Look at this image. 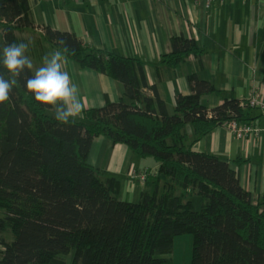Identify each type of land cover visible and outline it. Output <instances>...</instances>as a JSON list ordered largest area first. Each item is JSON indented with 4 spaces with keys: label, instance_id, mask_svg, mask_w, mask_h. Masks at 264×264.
Masks as SVG:
<instances>
[{
    "label": "trees",
    "instance_id": "trees-1",
    "mask_svg": "<svg viewBox=\"0 0 264 264\" xmlns=\"http://www.w3.org/2000/svg\"><path fill=\"white\" fill-rule=\"evenodd\" d=\"M33 26L28 0H0V52ZM42 37L56 48L63 40L74 50L68 58L120 81L124 94L84 108L67 124L54 119L53 106L35 101L26 77L0 104V264H172L161 255L182 233L192 234L191 264H264V192L253 202L228 161L191 147L218 125L254 120V107L225 98L208 108L201 97L219 90L192 72V92L178 93L171 112L156 85H147L139 57L50 26ZM170 45L160 62L172 70L204 52L183 35L172 36ZM187 125L194 130L189 144ZM97 136L151 157L152 190L136 202L120 199L119 177L88 160ZM194 195L201 198L198 209Z\"/></svg>",
    "mask_w": 264,
    "mask_h": 264
},
{
    "label": "crops",
    "instance_id": "crops-1",
    "mask_svg": "<svg viewBox=\"0 0 264 264\" xmlns=\"http://www.w3.org/2000/svg\"><path fill=\"white\" fill-rule=\"evenodd\" d=\"M34 26L18 32L20 43H28L26 55L33 70L42 57L56 49L46 42L40 27L74 32L89 45L143 60L147 85H156L172 112L178 93L192 92L189 74L210 81L219 92L201 101L208 108L225 98L245 100L258 91L264 100V0H28ZM183 35L204 48L200 56L189 55L177 70L160 62L171 51L170 39ZM79 88L82 110L103 106L106 99L124 94L120 81L90 68H80L68 58L65 68ZM147 93L152 91L145 88ZM253 121L264 123V110L254 107ZM187 143L194 130L186 126ZM193 150L217 156L237 171L242 187L255 202L264 192V136L237 138L225 125H218L191 143ZM246 159L241 165L235 161ZM89 162L105 174L120 179L119 197L136 202L143 190H152L150 176L157 164L151 157L135 154L121 143L97 136L90 147ZM147 169L145 179L134 171Z\"/></svg>",
    "mask_w": 264,
    "mask_h": 264
},
{
    "label": "clouds",
    "instance_id": "clouds-1",
    "mask_svg": "<svg viewBox=\"0 0 264 264\" xmlns=\"http://www.w3.org/2000/svg\"><path fill=\"white\" fill-rule=\"evenodd\" d=\"M58 47L42 57V66L27 75L33 69V62L26 52L28 43H5L0 52V104L10 99L14 86L22 77H26L24 87L36 102L54 107V119L61 124H67L70 118L79 115L82 104L79 99V88L72 82L71 76L65 70L68 54L74 53L63 40ZM8 74V78L5 76Z\"/></svg>",
    "mask_w": 264,
    "mask_h": 264
},
{
    "label": "built area",
    "instance_id": "built-area-1",
    "mask_svg": "<svg viewBox=\"0 0 264 264\" xmlns=\"http://www.w3.org/2000/svg\"><path fill=\"white\" fill-rule=\"evenodd\" d=\"M199 1V0H196ZM206 6H209L212 0H201ZM227 1V0H221ZM40 31L43 32V28L40 27ZM247 104L252 107H258L264 110V100L261 99L258 91H254V93L245 99ZM210 114V113H209ZM225 126L229 129L233 136L237 138H244L248 136L261 137L264 136V123H257L252 121H237L235 119L228 121L225 123ZM134 175H138L141 179H145L147 174V169H142L141 171H134Z\"/></svg>",
    "mask_w": 264,
    "mask_h": 264
},
{
    "label": "rangeland",
    "instance_id": "rangeland-1",
    "mask_svg": "<svg viewBox=\"0 0 264 264\" xmlns=\"http://www.w3.org/2000/svg\"><path fill=\"white\" fill-rule=\"evenodd\" d=\"M192 200L194 202V208L195 209L200 208V204H201L200 196L194 195L192 197ZM192 248H193L192 234L182 233L174 237L172 249L170 251L163 253L161 256L171 258L172 264H191ZM70 256L71 255H68V258H70Z\"/></svg>",
    "mask_w": 264,
    "mask_h": 264
}]
</instances>
